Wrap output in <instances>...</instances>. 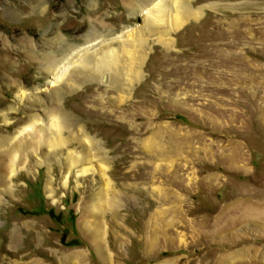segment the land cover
<instances>
[{"label": "rangeland", "instance_id": "obj_1", "mask_svg": "<svg viewBox=\"0 0 264 264\" xmlns=\"http://www.w3.org/2000/svg\"><path fill=\"white\" fill-rule=\"evenodd\" d=\"M192 3L198 18L146 33L142 78L122 92L54 84L43 57L62 36L123 39L146 10L0 0V264H264V0ZM58 87L71 143L21 154L11 176L7 149Z\"/></svg>", "mask_w": 264, "mask_h": 264}, {"label": "bare ground", "instance_id": "obj_2", "mask_svg": "<svg viewBox=\"0 0 264 264\" xmlns=\"http://www.w3.org/2000/svg\"><path fill=\"white\" fill-rule=\"evenodd\" d=\"M127 2L131 7H140L141 11L146 10L142 27L132 29L125 38L118 40V36L110 37V32L103 33L94 29L95 31H91L86 38L87 43L94 41L88 47H81V44L77 42L69 41L63 36L59 37L57 50L61 53L59 59L54 60L53 53L43 57L47 65H54L55 77L52 83L62 85L66 82L74 87V83H76L75 86H79L99 78L110 90L130 91L133 89L132 85L143 75V66L148 56L146 33L160 34V40H163L172 29H181L188 21L198 18L201 14V8L198 10L193 8V0H135L131 3L127 0ZM104 27L106 28L105 25ZM165 40L168 45L172 43L171 40ZM21 93V95L24 94V92ZM64 95L65 91L60 87L55 88L50 96L53 106H49L47 117L41 118L44 124L39 125L41 124L39 119L37 116L34 117L19 131L22 138L7 149L5 154L7 162L4 169L9 171L11 176L18 172L19 164L22 163L21 154H25V157L35 148L47 145L61 149L65 144L71 143L72 140L65 137L63 132L66 128L72 133L71 127L67 125V123L70 124V118L66 119V115L61 113L58 106V98L61 99ZM6 137V135H0V141L7 140ZM73 139L81 140L79 136ZM85 156L87 158L88 154ZM84 159L71 157L68 160L72 165ZM99 208L102 207H98V211Z\"/></svg>", "mask_w": 264, "mask_h": 264}]
</instances>
